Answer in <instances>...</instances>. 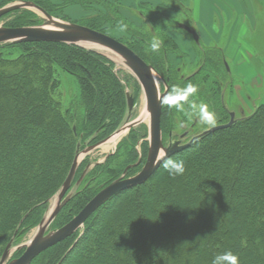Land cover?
Returning <instances> with one entry per match:
<instances>
[{"label": "trees", "instance_id": "16d2710c", "mask_svg": "<svg viewBox=\"0 0 264 264\" xmlns=\"http://www.w3.org/2000/svg\"><path fill=\"white\" fill-rule=\"evenodd\" d=\"M33 2L50 15L67 5L87 9L91 3L65 0L55 8L49 0ZM85 21L81 24L98 30L93 20ZM169 40L170 50L179 55ZM148 41L127 46L152 65L168 89L192 83L195 94L226 112L217 83L220 67L225 70L221 50L201 46L200 68L179 77L163 57L151 52ZM162 44L165 51L158 53L163 56L167 47ZM5 46L22 48L16 59H0V255L11 239L40 220L68 173L77 145L92 136L91 143L109 136L126 109L123 86L101 54L55 42ZM52 65L77 79L75 114L63 112L52 97L57 85ZM173 112L162 104L163 131ZM135 141L132 135L120 144L125 149L109 171L113 177L134 162ZM171 157L186 161L183 175L170 177L160 165L146 182L99 207L81 234L73 233L30 264H211L217 253L229 250L240 264H264V103ZM140 167L131 166L125 176ZM96 189L86 186L71 197L52 227L69 221Z\"/></svg>", "mask_w": 264, "mask_h": 264}, {"label": "rangeland", "instance_id": "374dc122", "mask_svg": "<svg viewBox=\"0 0 264 264\" xmlns=\"http://www.w3.org/2000/svg\"><path fill=\"white\" fill-rule=\"evenodd\" d=\"M20 1L22 0H0V8L9 4L18 3ZM30 1L33 2L34 0ZM90 1L91 3L87 7L88 16L85 18L76 21H73L68 17L63 18L61 14L58 13L59 10L56 9L53 10V15L51 14V16L65 22H75L78 24L86 22V19L93 20L92 22L97 25L98 30L126 45L135 43V41L139 42L146 39L149 40L148 42L150 43L154 36H158L160 39L162 38L165 47H167L166 54L162 56L161 49L163 48L161 46V54L157 53L158 58L160 59L163 57L165 59V65H168L172 69L176 70L179 77H186L194 73L203 63V54L198 41H194L189 33L178 27L179 23L190 26L188 24L190 21H188L189 17L187 13L188 11L186 12L187 9L181 7L182 4H178L176 0H142L140 4L132 10L125 8L126 10L122 12H120L118 0ZM52 5L56 8L55 4ZM260 8L261 9L257 6L256 13H259L260 16H262L264 14V4L261 3ZM43 19V14L35 9L30 10L20 8L1 17L0 26H39L43 24ZM258 21H262V17L261 19H258ZM170 29H174V32L180 33L184 38L190 41L192 44V50L189 55L182 53L179 48V55L176 54L175 50H170L172 45L169 40L170 37L166 34ZM162 33H165L166 35ZM251 39H253L254 43L251 42ZM248 42L252 43L250 45L254 49L247 45V50L250 52V55L246 56V59L248 57V61L250 63L249 71L246 69L248 71L245 76L247 81L243 79L241 74L231 72V66L233 67V63H231L229 59V62L225 60V62L227 61L226 65L229 70L226 69V65L225 70L222 66L219 69V77L217 76V83L220 87L219 97L220 102L226 108V112H222L218 109L216 110L215 108L213 109L210 101L208 103L206 102L208 100L205 99L206 97L203 98L198 94H194V96L189 99L195 101L197 104H206L208 110L215 116V124L207 125L202 123L197 116H193L189 119L183 113L177 112L174 109V112L170 115L169 123L165 125V131L161 129L162 141L165 146L173 144L176 141H179L180 144H184L193 136L203 132L204 130L212 126L228 122L230 112L234 113L235 119H239L249 115L255 107L264 103V36H254L250 34ZM7 44L8 43H0V59H16L21 53L20 49L22 46L6 47L5 45ZM213 45L218 51L221 50L220 44L213 43ZM211 46L212 44L203 47L207 48ZM79 47L101 54L108 61L107 64L110 66L111 71L123 86L125 106L127 92L130 93L134 99V106L129 116L127 109H125L124 114L118 122L117 128L109 135V137L112 138V135H114L116 131H120L128 123L137 120L139 122L132 128L127 129L119 137L115 144H111L108 147L105 146L110 139L94 150L84 153L83 150L85 147L100 140L91 143V140L93 139L92 136L87 138L84 142L81 141L82 144L80 145L79 164L69 190L72 197L86 186L94 189L97 188L96 190H99L108 182H111L123 175L124 171L113 177V173H109V171L119 164L117 162L121 160L120 157L123 156V149H125L120 146V144L128 137H131L132 135L136 137V141L132 149L136 157H134V162L130 163V165L137 166L138 164H141L142 167L148 152L149 114L146 112L144 94L138 81L131 71L125 66L122 58L117 56V54H111L104 50H94L86 46ZM162 51L165 50L163 49ZM51 67L54 71L53 76L57 81V85L52 92V97L60 104L63 112L69 110L70 114H75V103L77 102L80 94L76 77L63 71L57 65H52ZM160 77L162 78L161 75ZM156 78L158 79V88L160 92H162L164 90V80L163 78ZM56 202L57 194L55 193L47 200L46 210L43 212L37 224L29 228L21 235V237L11 239L9 241L11 242V247L8 259L15 258L17 254L19 255L24 250V247L37 234L39 230V223L42 219H46L49 212L54 208ZM53 221L46 229V233L56 229L55 227H52ZM84 226L85 224L81 226L75 234H81Z\"/></svg>", "mask_w": 264, "mask_h": 264}, {"label": "water", "instance_id": "95a60500", "mask_svg": "<svg viewBox=\"0 0 264 264\" xmlns=\"http://www.w3.org/2000/svg\"><path fill=\"white\" fill-rule=\"evenodd\" d=\"M35 9L43 14V24L39 26H22V27H6L0 26V43H26V42H55L74 44L84 46L85 44H95L104 47L122 58L125 66L131 71L138 81L145 98L146 112L149 114L148 122V152L146 159L140 170L132 176L125 177V172L132 165H128L122 176L106 184L100 188L91 199L74 215L69 221L55 230L45 232L51 222L55 219L61 209L69 202L72 195L69 190L76 174L79 164L80 148L77 145L73 161L70 165L68 173L62 182L60 188L56 192L57 202L54 208L49 212L46 219H42L39 223V230L32 240L24 247L22 253L13 258L10 256L11 242H8L0 255V264H30L40 253L46 249L65 240L75 233L85 221L103 204L109 201L113 196L124 191L125 189L146 182L161 165V154H165V158L171 157L181 150L187 148L197 139L205 136L210 132L231 126L235 121L233 112L229 113V120L224 124L212 126L203 132L193 136L186 143L180 144L179 141L165 146L162 141L161 131V111L162 97L166 94L168 86L164 82V90L160 92L158 88V77L162 79L152 65L146 63L126 44L117 39L87 26L75 23L65 22L54 18L42 7L30 0H22L18 3L9 4L0 8V18L4 15L20 9ZM178 27L192 36L194 41H198V35L187 25L179 23ZM226 65V62H225ZM226 69L229 68L226 65ZM134 106V99L130 93H126V107L128 116ZM137 121L128 123L124 127L132 128ZM123 127V128H124ZM122 128V129H123ZM121 129V130H122ZM120 131H116L113 136L118 135ZM111 137L102 141L91 144L84 148L83 152L88 153L101 144L107 142ZM81 178V177H80Z\"/></svg>", "mask_w": 264, "mask_h": 264}, {"label": "crops", "instance_id": "0c3cea01", "mask_svg": "<svg viewBox=\"0 0 264 264\" xmlns=\"http://www.w3.org/2000/svg\"><path fill=\"white\" fill-rule=\"evenodd\" d=\"M52 4L59 5L65 0H49ZM142 0H118L120 12L140 4ZM188 13L189 27L198 35L200 46L220 44L222 54L229 62L233 63L232 71L241 74L245 79L246 72L250 69L248 57L250 52L247 45L254 49L248 42L250 34L264 36V14L256 13L257 6L264 4V0H176ZM126 8V9H125ZM61 16L73 21L88 16V9L78 4L67 5L62 8ZM123 14V13H122ZM262 21H258L261 19ZM166 31V30H165ZM174 29L167 31V35L177 45L182 53L190 54L191 43ZM174 32V33H173ZM179 37V39H178ZM253 42V39H251ZM254 43V42H253ZM257 43V42H256ZM259 44V43H258ZM255 47V46H254ZM229 59V60H228ZM226 61V63H227ZM229 65V64H228ZM248 71H247V70Z\"/></svg>", "mask_w": 264, "mask_h": 264}, {"label": "clouds", "instance_id": "9594fccd", "mask_svg": "<svg viewBox=\"0 0 264 264\" xmlns=\"http://www.w3.org/2000/svg\"><path fill=\"white\" fill-rule=\"evenodd\" d=\"M162 43L163 41L158 36H154L149 45L151 52L158 53ZM196 92L197 86L192 83H188L184 87L173 85L162 97V103L169 109L174 108L177 112L183 113L189 119L193 116H197L202 123L214 125L215 116L208 110L207 105L203 103L197 104L195 101L189 99L194 96ZM160 164L162 169L173 178L183 175L186 171V161L180 157L165 158V154L162 153ZM211 264H240V261L239 257L229 250L217 253L213 257Z\"/></svg>", "mask_w": 264, "mask_h": 264}, {"label": "bare ground", "instance_id": "6f19581e", "mask_svg": "<svg viewBox=\"0 0 264 264\" xmlns=\"http://www.w3.org/2000/svg\"><path fill=\"white\" fill-rule=\"evenodd\" d=\"M84 46H86V47H90V48H92V49H94V50H101V51L104 50V51H106V52H109V53L113 54L112 51H110V50H108V49H106V48H104V47H101V46H99V45H95V44H85ZM117 56H118V55H117ZM144 117H145V115H144ZM125 131H126V127H124L122 130H120V133H119L118 135L113 136V137L109 140V142L107 143V145H106L105 147H108V146L111 145V144H115L116 141L119 139V137H120Z\"/></svg>", "mask_w": 264, "mask_h": 264}, {"label": "flooded vegetation", "instance_id": "af4514ba", "mask_svg": "<svg viewBox=\"0 0 264 264\" xmlns=\"http://www.w3.org/2000/svg\"><path fill=\"white\" fill-rule=\"evenodd\" d=\"M187 25V24H186ZM188 26V25H187ZM189 27V26H188ZM190 28V27H189ZM191 38H192V36H191ZM164 80V79H163ZM165 81V80H164ZM166 82V81H165ZM126 109H127V107H126ZM109 136H107V137H105V138H103V139H101L100 141H102V140H104V139H106V138H108ZM97 142H99V141H97ZM97 142H95V143H97ZM92 144H94V143H92ZM91 145V144H90ZM89 146V145H88ZM126 177V176H125Z\"/></svg>", "mask_w": 264, "mask_h": 264}]
</instances>
